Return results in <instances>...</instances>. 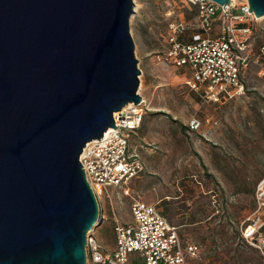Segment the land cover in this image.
Segmentation results:
<instances>
[{
    "label": "water",
    "instance_id": "1",
    "mask_svg": "<svg viewBox=\"0 0 264 264\" xmlns=\"http://www.w3.org/2000/svg\"><path fill=\"white\" fill-rule=\"evenodd\" d=\"M133 3L0 0V264H85L99 204L79 154L141 99Z\"/></svg>",
    "mask_w": 264,
    "mask_h": 264
},
{
    "label": "rangeland",
    "instance_id": "2",
    "mask_svg": "<svg viewBox=\"0 0 264 264\" xmlns=\"http://www.w3.org/2000/svg\"><path fill=\"white\" fill-rule=\"evenodd\" d=\"M242 1L234 0L237 10ZM133 2L129 30L146 108L129 141L143 169L125 184L127 193L113 198L116 214L130 219L133 197L157 202L183 241L199 243L200 253L189 264H257L259 253L241 235L255 206L254 184L264 175V81L257 65L243 72L244 93L221 102L203 100L182 72L155 58L165 46L169 18L191 24L196 9L185 0ZM262 15L255 17L253 47L264 38ZM102 202L104 216L95 233L111 248L114 213L107 199ZM135 261L141 260L132 253L126 264Z\"/></svg>",
    "mask_w": 264,
    "mask_h": 264
},
{
    "label": "built area",
    "instance_id": "3",
    "mask_svg": "<svg viewBox=\"0 0 264 264\" xmlns=\"http://www.w3.org/2000/svg\"><path fill=\"white\" fill-rule=\"evenodd\" d=\"M196 9V21L170 17L165 46L155 58L183 73L184 81L205 101L221 102L245 91L243 72L257 65L264 81V38L253 47L251 38L259 28L248 1L219 3L215 0H185ZM224 6V7H223ZM171 15L172 10L167 12ZM188 30V33L186 34ZM145 99L129 101L113 112L115 126L88 140L79 154L86 180L92 187L103 217V200L114 213V246L109 248L96 236L95 227L85 235V264H126L136 253L144 264H189L200 253L199 243L183 241L155 202L133 197L131 218L116 212L113 198L128 192L126 183L143 169L139 154L130 146V134L139 127ZM193 122V120H192ZM254 209L241 227L242 237L259 253L264 264V175L254 184Z\"/></svg>",
    "mask_w": 264,
    "mask_h": 264
},
{
    "label": "trees",
    "instance_id": "4",
    "mask_svg": "<svg viewBox=\"0 0 264 264\" xmlns=\"http://www.w3.org/2000/svg\"><path fill=\"white\" fill-rule=\"evenodd\" d=\"M188 33V30H187V32H186V34ZM140 262H137V261H135L133 264H144V262H143V260L140 258Z\"/></svg>",
    "mask_w": 264,
    "mask_h": 264
},
{
    "label": "crops",
    "instance_id": "5",
    "mask_svg": "<svg viewBox=\"0 0 264 264\" xmlns=\"http://www.w3.org/2000/svg\"><path fill=\"white\" fill-rule=\"evenodd\" d=\"M135 177V176H134ZM132 179V178H131ZM157 204V202H155ZM158 205V204H157ZM159 206V205H158ZM166 216V215H165ZM167 217V216H166ZM168 218V217H167ZM169 220V219H168ZM170 221V220H169ZM171 222V221H170ZM172 223V222H171ZM189 241H193V240H190V239H187Z\"/></svg>",
    "mask_w": 264,
    "mask_h": 264
},
{
    "label": "bare ground",
    "instance_id": "6",
    "mask_svg": "<svg viewBox=\"0 0 264 264\" xmlns=\"http://www.w3.org/2000/svg\"><path fill=\"white\" fill-rule=\"evenodd\" d=\"M232 1H234V0H232ZM261 16H263V15H259V16L255 15V17H257V18H258V17L260 18Z\"/></svg>",
    "mask_w": 264,
    "mask_h": 264
}]
</instances>
